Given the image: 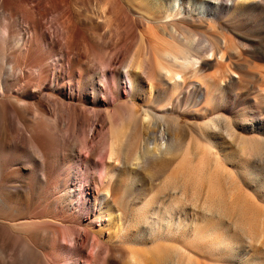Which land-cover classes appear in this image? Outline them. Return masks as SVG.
I'll list each match as a JSON object with an SVG mask.
<instances>
[{
    "label": "bare ground",
    "instance_id": "obj_1",
    "mask_svg": "<svg viewBox=\"0 0 264 264\" xmlns=\"http://www.w3.org/2000/svg\"><path fill=\"white\" fill-rule=\"evenodd\" d=\"M233 11L220 0H0V264H14L16 249L3 248L19 225L28 226L24 264L211 260L202 252L219 245L212 198L203 200L204 234L196 209V188L212 177L211 145L187 144L186 127L168 113L178 115L184 93L207 103L213 84L196 92L200 65L224 57L190 27ZM134 20L143 27L134 29L136 51ZM177 160L165 193L145 206L143 219L157 217L146 236L140 221L125 227L135 190Z\"/></svg>",
    "mask_w": 264,
    "mask_h": 264
},
{
    "label": "rangeland",
    "instance_id": "obj_2",
    "mask_svg": "<svg viewBox=\"0 0 264 264\" xmlns=\"http://www.w3.org/2000/svg\"><path fill=\"white\" fill-rule=\"evenodd\" d=\"M220 1L221 7L230 6L232 3L234 8L232 15H224L211 22L206 20L200 23V26L190 27L195 37L201 40L203 48L210 42L223 51V59L210 60L208 64L201 63V70H204L202 74L205 75H199L196 79L197 81L199 79L201 86L196 91L199 92L204 90L203 87L208 84L211 77L209 82L213 84V88L210 97L207 103L196 105L193 102L195 94L184 93L179 103L178 115L170 112L168 117L177 116L186 127L188 133L186 142L190 146L195 142L194 145L207 150L206 145H211V156H207L206 159H211L212 177L210 182L204 175L203 180L199 179L203 183L200 182L196 189L201 193L202 199L197 203L199 206L196 209L200 226L203 227L206 225L202 219L206 211L203 208V200L207 197L206 201H210L212 198L211 204L216 214L213 220L214 235L219 245L203 251L202 253L211 260L197 257L199 264H264V0ZM136 17L138 20V15L134 14L133 19ZM142 28L136 20L131 22L129 29L132 35V51H136L140 44L135 30L138 29L139 32ZM153 30L155 32V29H149L151 33ZM136 101L138 104L141 103L139 99ZM209 119L215 120L211 122L213 127L211 129L208 125ZM64 123L68 125L67 119H64ZM211 130L210 143L206 134ZM72 132L73 127L70 136ZM64 133L66 136L67 132ZM178 161L168 166L163 175L156 179H147L135 190L133 193L136 197L135 203L127 209L125 227L140 221L144 228L142 235L150 228L157 217L147 214V218L143 219L145 206L153 205L157 198L165 193L161 181L166 175L174 174ZM56 174L52 178L54 181L60 177L59 172ZM207 174L205 177L208 178ZM193 186L191 180H186V196H190ZM188 208L192 213L193 208L190 206ZM82 219L86 221L84 217ZM39 221L40 223L38 221L36 223L40 227L49 223L45 218ZM26 228L28 226L19 225L17 229L21 231L10 240V246L8 244L3 248L6 256L16 249L15 253L10 255L16 256L12 257L14 264L22 262L24 264L22 251L26 245L22 247L21 243L24 245L28 241ZM204 232L203 227L200 233ZM132 236L133 240L140 239L138 235ZM65 242L69 243V239L67 238ZM18 249L21 250L19 256ZM2 253L3 251L0 255ZM50 255H48L50 260L55 261L56 258ZM124 259L126 260H122V264L127 261V258Z\"/></svg>",
    "mask_w": 264,
    "mask_h": 264
}]
</instances>
